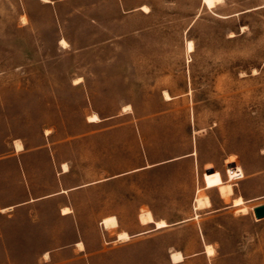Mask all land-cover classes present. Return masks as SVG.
<instances>
[{
    "label": "rangeland",
    "instance_id": "374dc122",
    "mask_svg": "<svg viewBox=\"0 0 264 264\" xmlns=\"http://www.w3.org/2000/svg\"><path fill=\"white\" fill-rule=\"evenodd\" d=\"M263 201L264 0H0V264H264Z\"/></svg>",
    "mask_w": 264,
    "mask_h": 264
},
{
    "label": "bare ground",
    "instance_id": "6f19581e",
    "mask_svg": "<svg viewBox=\"0 0 264 264\" xmlns=\"http://www.w3.org/2000/svg\"><path fill=\"white\" fill-rule=\"evenodd\" d=\"M46 1H48V0H46ZM222 1L223 0H202L203 4L206 5L207 7H210V8L211 7H215L218 3L222 2ZM141 9L143 11H145V12H149V8L146 5L141 6ZM61 43L64 44V45H67V42L64 39H62ZM187 50L189 52L194 51V43H193L192 40H188V42H187ZM163 94H164L166 99H171L172 98V96L170 95V93L167 90H164ZM126 108H128V106ZM99 120H100V118H99L97 113H93V114L88 116V121H90V122H96V121H99ZM47 133H49V130H47ZM16 143H17V148L19 150L23 148V144L20 141H16ZM16 143H15V145H16ZM63 170H64V172L69 171V167H68L67 164L63 165ZM219 190H220V193H222V195L224 197L229 198V195L233 193V186L231 184H222L219 187ZM198 200H199L200 204H201V202L205 201V204L207 206L211 205V201H210V199L208 197L200 198ZM243 203H244V199H243L242 196H238L234 200V205H241ZM7 209L8 208H4V209H2V211H5ZM245 210H246V207H242L240 209V211H242V212H244ZM70 212H71V209L69 207H65L62 210L63 214H68ZM140 220L143 223V225L144 224H149V223H155L156 228H163V227L168 226V222L166 220H164V219L155 220L154 215H153V213L150 210H142V212L140 213ZM102 224L106 228H109V227L115 228V227L119 226V222H118L117 218L114 217V216L105 217L102 220ZM129 238H130V235L126 231H122V232H120L118 234V239L119 240H128ZM77 245L80 247L81 250H84L85 247H84L83 242H81V241L77 242ZM207 247H208V252L209 253H213V248L211 247V245H208ZM45 257L46 258L49 257V253L48 252L45 253ZM171 259H172L173 262L178 263V262L183 261L184 256H183L182 252L175 251V252L171 253Z\"/></svg>",
    "mask_w": 264,
    "mask_h": 264
},
{
    "label": "crops",
    "instance_id": "0c3cea01",
    "mask_svg": "<svg viewBox=\"0 0 264 264\" xmlns=\"http://www.w3.org/2000/svg\"><path fill=\"white\" fill-rule=\"evenodd\" d=\"M68 172V171H67ZM73 189H76V188H70V189H62V190H60V191H58L57 193H54V194H48V195H43V196H38V197H32L31 199H29V200H26V201H23V202H20V203H18V204H16V206H19V205H23V204H26V203H30V202H39V201H42V200H44V199H47L48 197H50V196H54V195H57V194H62V193H68V191H70V190H73ZM65 190V191H64ZM233 204V203H232ZM262 204H264V201L263 202H259V203H257V206H259V205H262ZM233 206V205H232ZM14 207H15V205H10V206H6V207H4V208H8L6 211H2V209H4V208H2V209H0V212L1 213H5V212H7L8 210H13L14 209ZM64 207H69L70 208V206H68V205H66V206H64ZM64 207H62L61 208V211H60V213H61V216H68V215H70L71 213H72V209H71V212L70 213H68V214H63L62 213V209L64 208ZM237 207V206H236ZM77 242H79V241H77ZM77 242H76V244H77ZM83 242V241H82ZM46 252H48L49 254H50V252L49 251H45L43 254H44V256H45V253Z\"/></svg>",
    "mask_w": 264,
    "mask_h": 264
},
{
    "label": "water",
    "instance_id": "95a60500",
    "mask_svg": "<svg viewBox=\"0 0 264 264\" xmlns=\"http://www.w3.org/2000/svg\"><path fill=\"white\" fill-rule=\"evenodd\" d=\"M212 170L213 169H208L207 172H210ZM178 181H179V178L174 179L175 183H177ZM143 186H145V183L140 184V187H143ZM113 204H115V202L109 203V205H113ZM254 215H255L256 219H263L264 218V204L259 205V206L254 208Z\"/></svg>",
    "mask_w": 264,
    "mask_h": 264
}]
</instances>
